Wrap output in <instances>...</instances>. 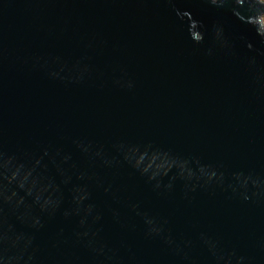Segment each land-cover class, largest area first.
<instances>
[{"label": "water", "instance_id": "water-1", "mask_svg": "<svg viewBox=\"0 0 264 264\" xmlns=\"http://www.w3.org/2000/svg\"><path fill=\"white\" fill-rule=\"evenodd\" d=\"M263 0H0V264H264Z\"/></svg>", "mask_w": 264, "mask_h": 264}, {"label": "built area", "instance_id": "built-area-1", "mask_svg": "<svg viewBox=\"0 0 264 264\" xmlns=\"http://www.w3.org/2000/svg\"><path fill=\"white\" fill-rule=\"evenodd\" d=\"M263 22H264V15L262 16Z\"/></svg>", "mask_w": 264, "mask_h": 264}, {"label": "rangeland", "instance_id": "rangeland-1", "mask_svg": "<svg viewBox=\"0 0 264 264\" xmlns=\"http://www.w3.org/2000/svg\"><path fill=\"white\" fill-rule=\"evenodd\" d=\"M264 1V0H263Z\"/></svg>", "mask_w": 264, "mask_h": 264}]
</instances>
